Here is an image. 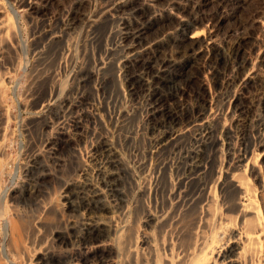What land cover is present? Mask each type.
Returning <instances> with one entry per match:
<instances>
[{"label": "bare ground", "instance_id": "bare-ground-1", "mask_svg": "<svg viewBox=\"0 0 264 264\" xmlns=\"http://www.w3.org/2000/svg\"><path fill=\"white\" fill-rule=\"evenodd\" d=\"M249 1L102 0L95 13L80 10L48 34L50 44L63 47L71 30L86 23L91 28L90 42L99 43L103 54L93 69L76 71L74 95L59 98L54 92L47 99L37 119L49 134L46 150L32 156L27 166L31 172L42 160L59 163L52 145L61 135L96 138L88 159L67 178L62 203L57 204L70 231L65 245L71 246V264H118V259L122 264H160L163 260V264H175L186 247L176 240L167 243V229L174 224L180 227L181 237L189 236L199 219L191 216L204 205L208 235L201 226L205 231H199L201 242L196 232L197 250L190 252L189 247L177 264H208L211 259L210 264H264L260 238L264 234V178L260 176L264 161L258 166L260 171L256 168V157L264 153L252 152L249 157L250 144L264 143L255 138L264 137V29L243 30L240 12ZM257 1L264 11V0ZM36 4L22 0L21 7L31 11ZM1 9L0 30L5 22ZM255 22L251 18L248 25ZM195 71L200 84H211L215 94L208 105L186 118L192 106L187 100L190 74L195 76ZM111 79L120 90L116 96L110 93L114 109L108 115L117 134L101 129L105 109L91 105L89 111H76L85 88L100 91ZM135 97L144 100L140 119L128 106ZM249 105L262 113L245 115ZM226 110L230 120H235L232 128L225 124ZM140 136L148 142L146 158L138 166H129L116 139L135 144ZM238 137L253 138L239 155L238 148L236 152L233 148ZM220 156L226 160L224 169ZM253 179L260 183L259 194ZM151 181L154 194L167 195V209L154 213L147 204L144 207V198L151 192L146 184ZM156 241L163 244L162 249ZM111 247L114 252H104ZM176 247L183 253H175Z\"/></svg>", "mask_w": 264, "mask_h": 264}, {"label": "rangeland", "instance_id": "rangeland-1", "mask_svg": "<svg viewBox=\"0 0 264 264\" xmlns=\"http://www.w3.org/2000/svg\"><path fill=\"white\" fill-rule=\"evenodd\" d=\"M35 1L37 4L30 11L28 8L21 7L22 0H0L1 16L5 21L4 27L0 30V78H5V81H0V113H2L0 117V264H71L73 254L71 246L65 245L71 238L70 231L61 219L60 213L62 211L58 212L57 206L62 203L67 178L75 175L78 166L88 159L96 138L94 135H91V137L89 135L87 140H84L79 135H61L52 145L56 148L55 157L60 159V164L54 163L53 159L42 160L41 163H38L36 169L31 172L27 170V166L29 167L28 164L32 156L40 152L44 153L46 150L49 134L47 130L39 126L41 124H37V119L42 115L43 106L47 99L51 98L54 92L59 95V98L74 95L77 88L74 79L76 71L83 68L85 70L93 69L95 63L103 56L99 43L90 42L91 28L86 23H80L71 30V35L65 38L63 47L50 44L53 42H48V40H51L48 34L51 31H58L62 20L71 18L74 13L80 10H85L87 14L95 13L102 0ZM248 3L240 12V18L245 23L243 30L245 32H257L264 29V11L260 8L259 1L250 0ZM209 8L210 6H208ZM209 11L211 10L209 9ZM251 18L257 20L252 26L248 25ZM259 52L257 48L256 53ZM255 56L257 57V54ZM190 75L192 76L190 79L191 85L189 84L190 95H188L187 100L190 104L192 103V106L186 112V118L191 116L195 110L208 105V99L215 94V89L211 84L210 86L200 84L199 79L201 77L196 71L194 72L196 77L193 74ZM113 82L111 79L105 88L100 91H95L90 87L85 88L80 106L76 109V111L81 109L79 112L84 109L89 111L91 105L98 106L99 109H105L101 114L103 115V123H105L101 126H104V128L101 129L108 131L109 134H114L113 131L117 134L118 131L117 128L115 130L114 127L112 128L111 117L109 118L111 110L114 109L111 96L113 94L116 96L120 91L118 85L116 86V83ZM112 91L113 94L110 95ZM258 96V98H261L263 95L259 93ZM143 103L144 100L139 97H135L134 100L129 102L128 106H131L130 109L136 119L141 118ZM218 107L222 108V106ZM136 108L138 109L136 110ZM248 108L245 115L252 116V114L262 113L259 108L256 109L251 106ZM230 114L226 110L223 118H225L226 126L232 128L235 120H230ZM123 134H125V131H123ZM255 138L258 142L260 140L264 142L262 136L261 138L259 136ZM118 139H116L117 144L121 150L123 149L124 158L127 164L130 163L129 166H138L139 162L146 158L145 147H148V142L144 137L140 136L135 144L125 143L124 138H120V141ZM222 139H224L223 136ZM244 139L238 137L234 142L233 148L234 150L238 148V155L245 153L246 144L253 140L252 137L249 138V141L248 137ZM262 145L256 147L250 144L249 157L252 156V152L260 155L264 153V143ZM222 158L220 156L218 161H220L221 166L224 165V167L220 166L224 169L226 160ZM256 158L258 159L256 167L258 171L263 164L264 154ZM254 164L256 163L254 162ZM152 171L155 172V170ZM261 174L260 176L264 178V172ZM254 180L255 188H258L257 193L259 194L260 185L258 184L260 183ZM209 181H211V177H209ZM147 185L148 189L151 188V192L144 198V207L146 208L148 205L147 208L149 207L154 213L167 209V202L164 200L167 199V195L162 192L159 195L158 193L154 194L152 192L154 188L153 181L148 182ZM203 207H199L198 214L194 213V216H191L195 217L197 215L196 218L199 219H197L198 221L195 219L198 224L196 223L193 233L189 236L187 235L185 238L182 236L184 239L180 240L181 232H178L180 227L176 228L174 224H171L167 229L168 234L166 233L164 238L167 243L169 240H176V244H179L180 241L183 242L184 248L186 247L185 250L182 249L185 251L184 253L176 247L175 253L179 251L185 256L188 249L190 250L189 247H191L190 252H192L193 249L195 250L196 245L201 242L200 232L201 234L205 230L209 232L203 221L204 216L206 217L205 205ZM221 212V216L223 215L221 227H224L226 222L224 220V208ZM130 218V224H132V214ZM240 223L241 221L238 218L234 228L238 230ZM16 225L18 226L16 227ZM201 226L205 230L203 227L201 229ZM262 228H264V225H262ZM177 236H179V240ZM153 237L156 240L160 238L157 232H154ZM260 238L264 240V234ZM164 240H159V242ZM159 242H157V247L160 248L163 244L160 245ZM114 251L115 249L111 247L104 252L108 254ZM182 258H177L174 263H179ZM211 261L212 259L210 263ZM116 262L122 264L119 259ZM163 263L164 260L160 262V264ZM210 263L208 262V264Z\"/></svg>", "mask_w": 264, "mask_h": 264}]
</instances>
